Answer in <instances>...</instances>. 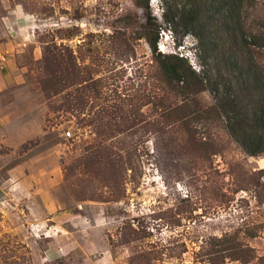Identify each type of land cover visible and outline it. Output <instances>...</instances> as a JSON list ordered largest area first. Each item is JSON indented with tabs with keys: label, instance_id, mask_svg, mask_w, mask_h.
Here are the masks:
<instances>
[{
	"label": "rangeland",
	"instance_id": "1",
	"mask_svg": "<svg viewBox=\"0 0 264 264\" xmlns=\"http://www.w3.org/2000/svg\"><path fill=\"white\" fill-rule=\"evenodd\" d=\"M253 32L264 0H0V264H264Z\"/></svg>",
	"mask_w": 264,
	"mask_h": 264
},
{
	"label": "trees",
	"instance_id": "2",
	"mask_svg": "<svg viewBox=\"0 0 264 264\" xmlns=\"http://www.w3.org/2000/svg\"><path fill=\"white\" fill-rule=\"evenodd\" d=\"M149 1V0H148ZM157 40L158 35H156L152 40H149L150 45L153 47L154 52H158V59L161 62L162 69L165 72V75L168 77L170 81H178L183 82V88L188 89L192 85L200 84L199 81L192 82L190 77L196 75L195 70L191 69V66H187L185 63L184 56H178L177 54H167L163 53L161 51H158L157 49ZM251 43L256 46H264V33L258 34L256 32H253L251 34ZM164 57V58H163ZM60 62L57 61V58L54 56L52 57L51 61V70L56 71L59 68ZM257 81H260L264 83V77H258ZM260 83H258V87H260ZM229 101H232L231 98H229ZM230 122L233 127V135L237 138V140L242 144L244 147L247 148L249 153L252 155H257L264 152V106L257 105L254 116L252 117L254 124H259L258 127L251 126L249 128H243L241 130H236L237 126L244 125V121L241 119V117L237 115L229 116ZM236 127V128H234ZM221 239V238H220ZM232 242H227V244H230ZM235 245H230L229 248H233Z\"/></svg>",
	"mask_w": 264,
	"mask_h": 264
},
{
	"label": "crops",
	"instance_id": "3",
	"mask_svg": "<svg viewBox=\"0 0 264 264\" xmlns=\"http://www.w3.org/2000/svg\"><path fill=\"white\" fill-rule=\"evenodd\" d=\"M7 71V70H6ZM6 71H2V75H3V77H2V80H1V84L2 83H8V82H10L11 81V79H12V76L10 75V70L8 69V71L6 72Z\"/></svg>",
	"mask_w": 264,
	"mask_h": 264
},
{
	"label": "clouds",
	"instance_id": "4",
	"mask_svg": "<svg viewBox=\"0 0 264 264\" xmlns=\"http://www.w3.org/2000/svg\"><path fill=\"white\" fill-rule=\"evenodd\" d=\"M154 2V0H151V3ZM168 37V36H167Z\"/></svg>",
	"mask_w": 264,
	"mask_h": 264
}]
</instances>
